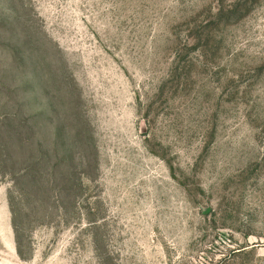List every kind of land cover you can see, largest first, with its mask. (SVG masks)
I'll return each instance as SVG.
<instances>
[{"label":"rangeland","instance_id":"obj_1","mask_svg":"<svg viewBox=\"0 0 264 264\" xmlns=\"http://www.w3.org/2000/svg\"><path fill=\"white\" fill-rule=\"evenodd\" d=\"M0 264H264V0H0Z\"/></svg>","mask_w":264,"mask_h":264},{"label":"trees","instance_id":"obj_2","mask_svg":"<svg viewBox=\"0 0 264 264\" xmlns=\"http://www.w3.org/2000/svg\"><path fill=\"white\" fill-rule=\"evenodd\" d=\"M5 123V122H4ZM15 134H16V137H19L21 134H24L22 131H17V132H15ZM25 135V134H24ZM27 137L26 138H20V141L19 142H22L23 144H25V145H27V146H31L32 147V152H35V151H38L39 150V148H40V145L39 144H35L34 142L32 143V141H33V136H32V133L30 132L28 135H26ZM2 147H3V145L1 144V149H2ZM7 158V157H6ZM38 166V165H37ZM40 166V165H39ZM35 167V166H34ZM14 170V169H13ZM12 172H15V170L14 171H12ZM12 174H14V173H12ZM15 176V175H14ZM18 176H20L21 177V175H18ZM49 188H48V191L50 192V193H52V191H53V185H52V183H49ZM14 213H15V211H14Z\"/></svg>","mask_w":264,"mask_h":264}]
</instances>
